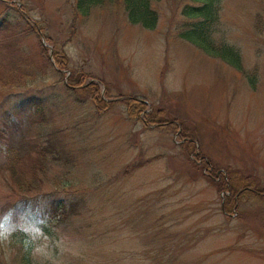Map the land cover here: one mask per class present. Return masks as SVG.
I'll return each mask as SVG.
<instances>
[{
    "label": "rangeland",
    "instance_id": "1",
    "mask_svg": "<svg viewBox=\"0 0 264 264\" xmlns=\"http://www.w3.org/2000/svg\"><path fill=\"white\" fill-rule=\"evenodd\" d=\"M76 4L0 0V213L42 199L53 220L62 205L53 227L75 252L63 264H264V0L222 4L218 38L241 67L179 36V0L153 2L154 29L120 0L78 17ZM56 51L106 82L111 111L68 88ZM132 96L183 122L196 151L133 121L120 101ZM223 174L237 204L213 182ZM21 250L0 249V264H20Z\"/></svg>",
    "mask_w": 264,
    "mask_h": 264
},
{
    "label": "trees",
    "instance_id": "2",
    "mask_svg": "<svg viewBox=\"0 0 264 264\" xmlns=\"http://www.w3.org/2000/svg\"><path fill=\"white\" fill-rule=\"evenodd\" d=\"M117 0H77L74 9L75 16L86 15L93 6L103 5L106 3H114ZM160 0H120L123 4L128 19L135 24H141L147 29L157 27L160 19L158 10L154 7L153 2ZM181 3V14L184 17V22L178 27L179 36L186 39L195 45L201 47L207 53L218 56L227 60L236 67H241L240 52L232 45L228 44L224 39L218 38V33L221 31V11L224 0H179ZM183 2V3H182ZM6 21L3 18L2 22ZM46 39H49L46 37ZM56 66L62 69H69L68 58L63 51L55 52ZM71 74L67 81L70 90H83L94 102L98 113H107L112 110L116 100L114 101L109 95L108 90L105 91L106 97L102 94L101 84H105L103 80L99 81L91 74L81 71L69 69ZM67 74V71H66ZM126 105L127 114L133 121L142 122L146 128L152 125L156 127H167L173 129L178 136L185 139L184 147L188 145V149L196 151V138L193 134L187 132L183 122H175L164 117L163 110L150 107L147 100L144 98L132 96L124 97L120 100ZM149 108H152L149 110ZM179 125L181 126L179 129ZM203 160L201 165L208 167L211 165L210 160H204V155H199ZM216 175V170L213 169L209 174ZM213 181V180H212ZM219 191L228 189L232 193L224 200V203H236L237 195L241 191H235L230 184V180L226 178V174L221 175L219 181H213ZM255 193L264 196V189H257ZM232 200V201H231ZM234 201V202H233ZM65 208L62 205L56 207L57 215L52 220L53 223L60 221L66 215ZM15 244V243H13ZM12 244V245H13ZM22 255L20 264H32V259L29 255L21 250Z\"/></svg>",
    "mask_w": 264,
    "mask_h": 264
},
{
    "label": "clouds",
    "instance_id": "3",
    "mask_svg": "<svg viewBox=\"0 0 264 264\" xmlns=\"http://www.w3.org/2000/svg\"><path fill=\"white\" fill-rule=\"evenodd\" d=\"M0 152L6 153L7 145L0 144ZM7 202L0 200V207ZM45 207L42 199L27 204L17 201L14 207L0 213V249L15 243L34 264H63L65 254H75L67 237L53 227Z\"/></svg>",
    "mask_w": 264,
    "mask_h": 264
}]
</instances>
